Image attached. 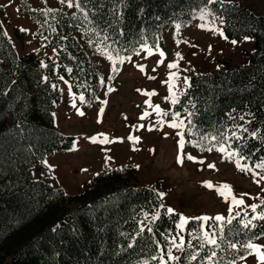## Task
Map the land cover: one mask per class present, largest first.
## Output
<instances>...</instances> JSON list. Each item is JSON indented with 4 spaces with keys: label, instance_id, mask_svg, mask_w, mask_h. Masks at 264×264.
Wrapping results in <instances>:
<instances>
[{
    "label": "trees",
    "instance_id": "obj_1",
    "mask_svg": "<svg viewBox=\"0 0 264 264\" xmlns=\"http://www.w3.org/2000/svg\"><path fill=\"white\" fill-rule=\"evenodd\" d=\"M78 3L75 13L56 12L50 23L28 12L37 26L35 37L55 52V61L45 65L34 52L19 56L0 27V264H160L176 239L179 215L161 207L156 190L139 185L133 166L103 168L76 194L51 186L45 159L70 152L75 141L54 126L53 111L60 99L54 65L89 107L104 85L91 60L97 41L109 44V52L119 57L131 56L144 45L162 48L167 30L186 27L207 8L222 19L226 39L249 37L254 48L245 52L244 64L220 61L209 72L191 75L172 112L183 117L185 140L205 147L211 146L212 136L226 137L231 115L238 119L250 113L257 124L254 135L231 139L230 147L238 158L244 157L242 163L264 164V16L253 14L243 1ZM14 33L21 37L16 29ZM185 147L201 151L188 143ZM257 206L255 212L246 208L232 223L224 222L222 232L221 222L201 227V221L189 220L181 235L190 244L174 252L179 257L175 264H205L211 251L217 253L213 264L248 256L249 250L237 251L229 243L239 249L259 240L255 237L264 238V220L252 219L264 214V198ZM149 212L159 213L157 219L145 220ZM248 220L252 224L245 228ZM213 231L219 248L205 243L201 249L204 241L193 236Z\"/></svg>",
    "mask_w": 264,
    "mask_h": 264
},
{
    "label": "rangeland",
    "instance_id": "obj_2",
    "mask_svg": "<svg viewBox=\"0 0 264 264\" xmlns=\"http://www.w3.org/2000/svg\"><path fill=\"white\" fill-rule=\"evenodd\" d=\"M220 1H243L244 6L253 14L264 16V0ZM50 9L52 11H49ZM76 9L77 7L70 8L66 3H60L59 0H0V23L4 34L6 33L12 41L19 56L34 52L42 57V63L45 65L55 61V52L46 49L35 37L37 26L29 17L28 12L39 13L44 20L43 23H50L52 14L61 11L75 13ZM201 15L204 19L200 18ZM202 24L215 31L202 29L199 27ZM15 29L21 35L20 38L15 35ZM21 29L27 31H21ZM162 41V48L157 46L151 48L144 45L138 51L140 55L135 53L131 55V62L125 60L122 64L120 63L122 57L109 52V44L97 41L93 46L94 54L91 60L96 64L104 85L96 100L89 107L83 103L84 100H80L83 95L74 91L71 83L62 76L59 66L54 65V85L60 93L59 102L53 111L54 126L59 133L75 137V141L70 153L54 154L47 159L51 184L58 188L64 186L69 194L79 193L82 186L90 182L92 178L89 176L92 169L90 162L97 158L99 160L96 162L100 164L101 150L105 151L106 145L111 144V152L107 154L110 158L107 164H114L113 156H116L118 152L122 156L120 162L122 167L131 165L136 169L139 185L156 190L158 195L163 193V198L159 195L160 205L174 209L178 215L182 214L188 218L221 215L228 218L230 207L232 208L231 215L234 216L237 212L251 208L253 204L257 205L264 198V180L261 179L264 171L256 167L262 164L261 162L249 166L241 160L242 165L253 168L258 174L253 176L252 172L237 170L234 163L236 159H239L237 155H234L232 162H229L223 158V153L216 150L197 151L187 147L184 148L185 154H191L198 160H203L204 163H194L187 159L182 164L177 162V141L180 138L176 132L179 129L167 126V122L172 120L171 113L174 105L170 103V100L164 99L170 95L168 83L173 84L172 95L179 98L188 85L184 83V77L189 78L191 75L209 72L217 67L220 61H228L232 66L244 64L246 62L245 52H250L254 48L252 40L250 38L245 40V37L238 40L226 39L222 31V19L209 9L203 8L186 27L177 29L175 26L167 30L162 36ZM233 41L236 43H232ZM146 49H151L155 54L149 56ZM100 50L112 54L117 62L118 72L112 71V62L102 55ZM159 50L165 53L164 58L159 56ZM177 52L183 59L178 60L175 55ZM160 59H164V63L157 66V61ZM177 60L178 69L169 70L167 64ZM137 65H144L145 71L141 72ZM154 68L155 71H153ZM170 71L175 72L179 79L173 77L170 80ZM149 76L155 79H149ZM109 88L113 90L109 91ZM146 92L157 94L149 97L144 94ZM146 101L148 103H145ZM155 105H159L163 111H169V115L166 117L157 115L153 110ZM101 108H103L102 114L100 113ZM146 111L150 115L140 119ZM80 112L84 115H80ZM241 117L238 119L232 115L230 117L226 133L229 139L225 143L228 151H233L231 147H228L231 139L242 141L253 135L257 129V124L250 113H245ZM161 119L165 121L162 129L158 123ZM149 128L153 130L149 131ZM129 136L134 139L129 141L127 139ZM92 137H96V142L92 141ZM105 137L108 141L114 142L102 143ZM136 137L139 138V142L135 140ZM121 140L123 142L118 143ZM120 155L117 156L120 157ZM213 163L216 165L215 169L207 167L208 164ZM206 181L212 182L213 188H208L204 183ZM82 183L84 184L79 189ZM223 184L231 186V194L227 189L220 187ZM217 188L228 196L227 202L224 196L218 194ZM232 195H235L237 199H242L244 203L238 206L233 204ZM147 214L145 220L156 215L157 212ZM182 231L178 228L176 239L171 244L174 256L177 249L173 243L180 244ZM200 237H203V234ZM183 241V245L190 244L184 238ZM254 243L264 246V238ZM261 251L264 252V248ZM163 260L167 264H175V261L168 260V256ZM205 264H209L208 260ZM235 264H258L257 256L256 254L248 255L246 259H241Z\"/></svg>",
    "mask_w": 264,
    "mask_h": 264
},
{
    "label": "snow or ice",
    "instance_id": "obj_3",
    "mask_svg": "<svg viewBox=\"0 0 264 264\" xmlns=\"http://www.w3.org/2000/svg\"><path fill=\"white\" fill-rule=\"evenodd\" d=\"M60 3L64 4L66 3L68 7H77V8H80V4L78 3V0H59ZM210 3L212 2H215V0H209ZM49 11H52L51 9ZM201 19H204V16L201 15L200 17ZM0 27H2V24H0ZM177 29H179V25L176 26ZM199 27H201L202 29H205V30H209V31H215V29H211V28H207L206 25H199ZM21 31H27L26 29H21ZM6 35V33H5ZM249 37H245V40H248ZM179 43V42H178ZM232 43H236V41H233ZM158 47V46H157ZM209 48H211V46H209ZM147 52H148V55L151 56L153 54H155L151 49H146ZM101 51V54L102 55H105L106 58L112 62V71L114 72H118L119 69L116 67V60L113 59V56L111 53H108V52H104L103 50H100ZM136 55H140L139 52L136 53ZM176 57L179 59H183V57L181 56V54L179 52L175 53ZM159 56L164 58L165 57V53L162 51V50H159ZM125 60H127L128 62H131L132 61V57L131 56H128V57H122L120 58V63L122 64ZM178 60L176 62H170L167 64V67L169 70H172V69H178ZM164 63V59H160L157 61V66H159L160 64ZM138 69L141 71V72H144L145 71V66L144 65H137ZM153 71H155V68L153 69ZM173 77L179 79V77L177 76V74L175 72H171L170 71V75H169V79L171 80ZM149 79H155V77H152V76H149L148 77ZM103 82V81H102ZM165 83H168L167 81H165ZM184 83L185 84H189V78L187 77H184ZM172 89H173V84L171 83H168V91H169V97H165L164 99L167 101V100H170V103L175 105L177 102H178V98L174 97L172 95ZM113 89L109 88V91H112ZM138 91H140L138 89ZM145 95H148L149 97L152 96V95H156L157 93L155 92H146L144 93ZM171 98V99H170ZM80 100L83 101L84 100V97L81 96L80 97ZM103 103H106V102H103ZM145 103H148V101H146ZM75 107V105H73ZM152 106V105H150ZM153 110L157 113V115H162V117H166L169 115V111H163L159 105H155L153 106ZM100 113L102 114L103 113V108L100 109ZM80 115H84L83 112H80L79 113ZM150 113H148L147 111L143 113V115H141L140 119H144L145 117L149 116ZM171 116H172V120L170 122H167V126L168 127H171L173 129H179V131L176 132V135L180 138L178 141H177V145H178V156H177V162L178 163H183L185 159L189 160V161H192L194 163H200V164H203L204 161L203 160H198L196 157L192 156L191 154H185L184 153V148H185V144L188 143V144H191L193 147H198L201 149V151H208V152H211L213 150V148L216 149V151L220 152V153H223L224 154V157L225 159L229 160V162H232V157L234 155H239L238 153L234 152V151H228V148L225 146V143L224 141L229 139V137H224V136H221V137H217V136H212L209 140L208 137H202L203 140H209V143H211V146L210 147H205L203 144H201L200 142L198 141H186L185 140V132H184V129H185V123H184V120L183 119H180V113L179 112H172L171 113ZM241 119H243V117H241ZM99 122V121H98ZM250 122V121H249ZM158 123L161 125V129L162 127L164 126L165 124V121L163 119H161L160 121H158ZM191 122L189 121V124ZM140 127H144L143 125H140ZM149 131L153 130L152 128H149L148 129ZM244 131H247V129H244ZM188 132L189 134H191V129L189 128L188 129ZM100 135H104V134H100ZM254 135V133H253ZM233 136H235V133H233ZM239 138V137H237ZM93 142H96V137H92L91 138ZM129 141H132L134 138L132 136H129L127 138ZM135 140L137 142H139V138L136 137ZM102 143H109V142H114V141H108L107 138L105 137V140L104 141H101ZM120 142H123L122 140ZM212 142H216V143H212ZM230 147V146H228ZM133 150H136V149H133ZM106 159H110V158H106ZM244 159V157H240L239 159H236L234 161L235 163V166L237 168V170L239 171H242V172H252L253 173V176H256L258 175L254 170L253 168H250L248 167L247 165H242L241 164V160ZM137 167H139L137 165ZM208 168H211V169H215L216 168V165L213 163V164H208L207 165ZM256 167H259L261 169H264V164H259V165H256ZM261 179L264 180V176H261ZM205 185L208 187V188H213V184L212 182L210 181H206L204 182ZM257 183H259V181H257ZM221 188L223 189H227L229 194H231V186L227 185V184H223L222 186H220ZM218 194L224 196L225 198V201L227 202L228 200V196H226L224 194L223 191L220 190V188H217L216 189ZM161 198H163L164 194L163 193H160L159 194ZM247 195V194H245ZM231 200H232V203L235 204V205H242L244 203V201L242 199H237L235 195H232L231 196ZM161 207H163V205H161ZM253 210V212L256 211V208L258 207L257 205L253 204L250 206ZM167 212L169 214H175V211L174 209L172 208H167ZM231 212H232V208L230 207L229 208V217L226 218L224 216H221V215H217L215 217H209V216H200V217H194V218H188V217H185L183 216L182 214H179V224L177 225L178 228H180L181 230H183L185 228V225L188 224L189 220L190 219H195V220H199L201 222H208V221H215V222H221V232L223 231L222 229V224L224 222L226 223H232V221L234 219H236L237 217L240 216V213L237 212L236 213V216H232L231 215ZM147 213H145V217H147ZM159 213H157L156 215H154L152 217L153 220L157 219ZM245 216H247V213H245ZM262 219L264 220V214H261L259 217H256V216H253L252 219ZM250 224H252V220H248L247 223L244 225L245 228H247ZM254 226V225H253ZM201 227H203V223L201 225ZM151 229H149L150 231ZM179 235V234H178ZM264 235V234H262ZM261 237H255V239H260ZM193 239H202L204 241V243H201V249L205 246V243L207 245H211L213 246L214 248H219V244L217 243V239H216V233L213 231L211 233V235L208 233V232H204L203 233V237H199V236H193ZM221 239H223V237L221 236ZM173 240L175 241V238H173ZM184 241H183V238L181 237L180 238V244H175L173 243V246L176 247V249L178 251H182L183 248H182V245H183ZM191 246V245H189ZM229 247L232 248V249H236L237 251H239L240 249H244V250H249L248 251V255H253V254H256L257 256V261H258V264H264V252L261 251L262 248H264V246L262 245H258V244H255L253 243L251 240L244 243V244H240V247L239 249L237 248V243H229ZM217 253L216 251H211L210 254L208 255L207 257V260L209 262V264H213V258L216 257ZM167 256H168V260H172V261H177L179 260V257L177 256H174L172 254V251H171V248H169L168 252H167ZM197 257L196 255H193L191 257L192 260H195ZM152 259H157V257H153ZM241 259H246L245 256H241ZM160 260L162 262V264H167L166 261L163 260V255L160 257ZM229 264H235V261H231L229 262Z\"/></svg>",
    "mask_w": 264,
    "mask_h": 264
},
{
    "label": "crops",
    "instance_id": "obj_4",
    "mask_svg": "<svg viewBox=\"0 0 264 264\" xmlns=\"http://www.w3.org/2000/svg\"><path fill=\"white\" fill-rule=\"evenodd\" d=\"M118 143H121L120 141H118ZM112 148V145L111 144H107L106 145V147H105V149H106V151L104 152V150H101V157H102V161H101V163L99 164L98 162H96V161H98L99 159H97V158H95V160H93V162H90L91 163V171H90V173H89V176L90 177H92V176H94L96 173H98L101 169H103V167H106V168H112V167H122V165L120 164V162L122 161V156L120 155V154H118V152H117V155L119 156L120 155V157H118L117 155L116 156H113V158L115 159V161H113V163L114 164H107V162H108V159H106V158H108V153L109 152H111V149ZM114 152V151H113ZM70 153V152H69ZM103 153H106V154H103ZM61 155H65V154H68V153H60ZM112 155H114V153H112ZM51 157V156H50ZM101 157H100V160H101ZM49 157H47L46 159H45V164L47 165V159H48ZM111 162V161H110ZM84 183H82L81 185H80V187H78L79 189L81 188V186L83 185ZM51 186L53 187V188H58V187H55V186H53L52 184H51ZM78 186V185H77ZM60 189H62L63 191H65V192H68V189L67 188H65L64 186H61V188ZM78 189V190H79Z\"/></svg>",
    "mask_w": 264,
    "mask_h": 264
}]
</instances>
